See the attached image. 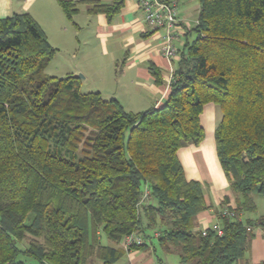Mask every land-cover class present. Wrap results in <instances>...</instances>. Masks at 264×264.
Returning a JSON list of instances; mask_svg holds the SVG:
<instances>
[{
  "label": "trees",
  "instance_id": "trees-1",
  "mask_svg": "<svg viewBox=\"0 0 264 264\" xmlns=\"http://www.w3.org/2000/svg\"><path fill=\"white\" fill-rule=\"evenodd\" d=\"M57 2L68 19L77 12ZM82 2L108 22L123 6ZM197 3L166 100L136 114L83 92L75 76L46 75L56 50L29 14L0 19V264H114L124 255L115 246L131 234L145 242L129 250L155 240L180 264L246 256L254 230L264 231V216L241 220L255 210L250 195L264 196V0ZM148 73L162 84L152 63ZM209 103L222 112L216 156L240 199L226 207L239 220L219 217L222 233L203 236L197 215L210 206L177 151L202 141Z\"/></svg>",
  "mask_w": 264,
  "mask_h": 264
},
{
  "label": "crops",
  "instance_id": "crops-1",
  "mask_svg": "<svg viewBox=\"0 0 264 264\" xmlns=\"http://www.w3.org/2000/svg\"><path fill=\"white\" fill-rule=\"evenodd\" d=\"M64 1L76 3L77 12L71 19L64 15L57 0H0V19L24 13L33 18L45 34L50 46L56 50L55 57L63 58L61 71L57 68L51 73L54 75L50 76L64 78L80 74L82 75V79L79 78L80 87L83 92L97 91L106 100H117L122 107L124 99L130 103L142 101L150 104L149 109L163 104L169 93V79L176 68L177 59L169 61L160 55L163 32L146 28L141 13L136 9L135 0H123L122 8L110 22L104 14L91 12L93 5L84 3L83 0ZM98 1L101 5L111 2V0ZM172 1L177 4L180 41L185 43L187 32L197 23L198 3L197 0ZM95 47H100L105 57L109 54L113 56L112 62L122 56L123 71H127L133 77L130 81L123 78L124 83L120 87L130 89L129 91L120 92V88L113 91V88L108 86L112 80L110 77L105 73L104 76L101 73L97 76L98 73L95 75L90 67L87 68L79 63V56L85 58ZM150 63L159 69L162 80L159 86L148 73ZM221 118L222 112L219 106L212 103L204 105L200 115V124L204 131L202 141L177 151L185 179L201 184L205 201L210 206L208 210L197 215V231L212 229L218 225L220 210L226 207L233 209L240 199V196L230 191L229 182L216 156L214 132ZM250 198L258 216L245 220L264 216V213L257 210L259 200L256 201L251 195ZM244 215L245 213L241 215V220ZM109 246L114 245L109 243ZM115 247L122 249L124 255L114 264H180L175 254H171L172 256L163 254L162 258L154 257L155 250L152 243L148 248L137 251L126 250L122 243ZM262 262H264V231L257 228L254 230V239L251 241L249 252L235 264ZM92 264L102 263L94 260Z\"/></svg>",
  "mask_w": 264,
  "mask_h": 264
},
{
  "label": "built area",
  "instance_id": "built-area-1",
  "mask_svg": "<svg viewBox=\"0 0 264 264\" xmlns=\"http://www.w3.org/2000/svg\"><path fill=\"white\" fill-rule=\"evenodd\" d=\"M135 6L141 13L146 28L163 32L159 48L160 55L169 61L175 60L178 51L184 46V43L180 41L178 30L176 2L172 0H135ZM219 217L239 220V217H236L234 212L228 208H222ZM213 229L217 235L222 233L219 225L214 226ZM247 230L249 231L250 228ZM157 235V232L153 233V236ZM202 235H206V230L202 231ZM144 242L141 235L131 234L124 238L122 245L126 250H129L130 247L143 245Z\"/></svg>",
  "mask_w": 264,
  "mask_h": 264
},
{
  "label": "rangeland",
  "instance_id": "rangeland-1",
  "mask_svg": "<svg viewBox=\"0 0 264 264\" xmlns=\"http://www.w3.org/2000/svg\"><path fill=\"white\" fill-rule=\"evenodd\" d=\"M112 57L113 56H111L110 54L108 55V57H105V55H103V52H101L100 47L99 48L95 47V48H93V50L90 53L87 54V56H85V58H83L82 56H79V63L81 65H85V67H87V68L90 67L92 72L95 75L98 73L97 76L100 73L104 76V73H105L108 77H110L112 80L110 81L111 84L109 83L108 86L113 88V91H114V89H117V88H120L119 89L120 92L129 91L130 89H126V88H123L120 86L123 85L124 79L126 81H130L133 76H131L132 74L127 73V71L126 72L123 71V66H121L122 56H120L119 59L115 62H112V60L114 59ZM62 64H63V58L55 57V55H54L52 57V59L50 60L49 64L46 66L44 73L48 74L49 76L54 75L51 73H53V71H55L57 68L61 71ZM122 72H123V75H122ZM92 91H94V90H92ZM107 100H109V99H107ZM123 101L124 102L122 105H123L124 109L127 112H131L134 114L146 111L147 109H149V105H150L147 103H143L142 101H140V102L139 101H137V102L133 101L131 103L128 102V100H126V99H124ZM251 197L256 199V201L259 200L258 201L259 205H258L257 210L260 213H264V196L258 195V194H251ZM257 216L258 215H257L256 211L245 213V215L243 217V221H245V219H248V218L252 219V218H255ZM101 242L104 245H109V242L107 241V239L104 236H101ZM151 243H152V246L156 248L154 257L156 256V257L162 258L163 254L159 250V248L157 247L156 241L155 240L147 241L148 245H150ZM22 245H25V244L22 243ZM170 256H172V255H170ZM175 256H177V255L175 254Z\"/></svg>",
  "mask_w": 264,
  "mask_h": 264
},
{
  "label": "water",
  "instance_id": "water-1",
  "mask_svg": "<svg viewBox=\"0 0 264 264\" xmlns=\"http://www.w3.org/2000/svg\"><path fill=\"white\" fill-rule=\"evenodd\" d=\"M76 78H81L82 79V75L78 74L75 76Z\"/></svg>",
  "mask_w": 264,
  "mask_h": 264
}]
</instances>
